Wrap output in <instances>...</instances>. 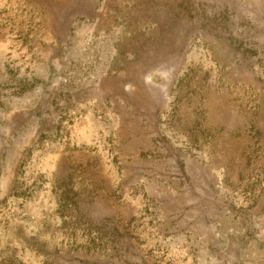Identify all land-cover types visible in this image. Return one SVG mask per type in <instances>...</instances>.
<instances>
[{
  "label": "rangeland",
  "instance_id": "374dc122",
  "mask_svg": "<svg viewBox=\"0 0 264 264\" xmlns=\"http://www.w3.org/2000/svg\"><path fill=\"white\" fill-rule=\"evenodd\" d=\"M0 264H264V0H0Z\"/></svg>",
  "mask_w": 264,
  "mask_h": 264
}]
</instances>
